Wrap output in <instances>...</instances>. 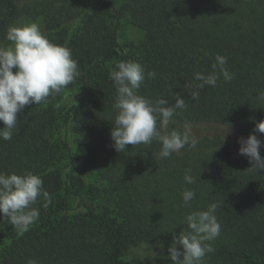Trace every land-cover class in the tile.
<instances>
[{
  "label": "trees",
  "instance_id": "obj_1",
  "mask_svg": "<svg viewBox=\"0 0 264 264\" xmlns=\"http://www.w3.org/2000/svg\"><path fill=\"white\" fill-rule=\"evenodd\" d=\"M24 16L41 19L42 33L71 50L81 75L25 106L12 139H0V172L37 174L51 196L47 207L42 199L34 205L40 215L28 231L0 221V264H172L168 247L188 230L184 217L213 202L221 233L203 264H264V172L248 169L234 134L247 138L264 120V0H0V47ZM123 20L143 32L140 42L122 40ZM217 54L228 58L233 79L192 100L185 85L194 87L193 74L210 71ZM129 59L157 73L139 95L185 98L169 129L207 128L195 134V148L165 159L155 140L114 149L109 77ZM254 134L264 144V133ZM188 169L195 184L183 180ZM185 188L196 192L191 207L183 206Z\"/></svg>",
  "mask_w": 264,
  "mask_h": 264
},
{
  "label": "clouds",
  "instance_id": "obj_2",
  "mask_svg": "<svg viewBox=\"0 0 264 264\" xmlns=\"http://www.w3.org/2000/svg\"><path fill=\"white\" fill-rule=\"evenodd\" d=\"M6 39L12 46L0 47V122L3 123L0 139L4 141L12 139L18 114L25 106L38 105L60 93L81 75L79 62L73 58L71 50L50 41L36 22L10 26ZM227 60L226 56L217 54L210 71L193 74L198 83L194 87L190 82L185 85L192 100L199 99V90L206 85L216 87L221 78L225 82L233 79L234 74L228 70ZM156 75L154 70L146 71L144 66L132 59L120 61L110 73L109 79L115 85L112 104L115 115L110 136L118 153L127 151V145L150 146L155 140L161 145L159 158L165 159L174 153L179 154L185 146L195 148L199 142L190 122L184 123L183 130L169 129L173 118L182 114L188 106L179 93H174V104L163 97L153 100L138 94L137 90L144 81L154 79ZM258 95L264 100V92ZM229 133L228 127L223 140ZM254 133H264V120L256 123ZM254 133L247 138H238V154L248 158L252 165L249 170L264 172V157L260 154L264 144ZM183 180L187 185L196 183L190 169L185 171ZM195 197L194 189L185 188L182 192L183 206L191 207ZM41 199L44 207L51 203L50 193L45 190L39 175L30 171L22 174L0 172V221H7L19 232L28 231L40 215L39 208L34 205ZM217 208L218 204L213 202L206 210H194L184 217L182 223L187 225L188 230L174 234L168 247L172 264H203L204 257L214 251L208 242L221 233ZM147 244L135 248V254L143 255ZM27 264H38V261L28 259Z\"/></svg>",
  "mask_w": 264,
  "mask_h": 264
},
{
  "label": "rangeland",
  "instance_id": "obj_3",
  "mask_svg": "<svg viewBox=\"0 0 264 264\" xmlns=\"http://www.w3.org/2000/svg\"><path fill=\"white\" fill-rule=\"evenodd\" d=\"M22 1H25V0H22ZM32 22L38 23L41 30H43V22L39 18L33 19L30 17L24 16V17H21L20 19H18L14 23V25L19 26V25H23V24H30ZM121 38L123 41L140 42L143 39V32L140 29H138L137 27H134L133 25H131V23H129V21L123 20L122 28H121ZM9 46H12L11 42L8 44L7 47H9ZM13 72H15V69H13ZM65 93L68 94L69 91H66ZM206 129L203 127H193V131L196 135H201L202 133H206L207 132ZM234 134L236 135L237 139L240 137H243L239 133H234ZM71 202H75V201L71 199Z\"/></svg>",
  "mask_w": 264,
  "mask_h": 264
}]
</instances>
